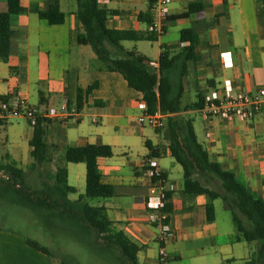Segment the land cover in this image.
<instances>
[{
	"label": "crops",
	"instance_id": "obj_1",
	"mask_svg": "<svg viewBox=\"0 0 264 264\" xmlns=\"http://www.w3.org/2000/svg\"><path fill=\"white\" fill-rule=\"evenodd\" d=\"M45 1L20 0V4L24 9L32 5L43 8ZM152 1L104 0L101 6L109 12L107 28L150 33L149 24L139 21V16L151 13ZM195 1L205 4L206 8L179 18L187 13L189 3ZM224 1L226 11L213 25L212 20L221 11ZM59 5L65 16L60 25H50L31 12L12 17L11 55L7 63L0 60V98L20 95L45 114L58 111L63 104L75 108L77 93L83 92L76 124H64L57 119L46 122L45 138L52 156L50 164L54 166L55 152L63 154L64 146L101 144L111 147L112 157L99 158L98 166L101 182L112 186L114 195L91 203L103 205L114 227L142 247L138 253L140 263L158 264L160 256L165 261L167 255L164 250L169 241L201 240L208 235L220 239L217 230L211 226L215 220L211 224L206 221V199L183 196V175L174 179L173 173L179 172V165L174 164L163 132L137 124L142 113L138 107L142 101L141 94L129 88L121 74L105 71L89 45L75 42L76 37L83 34L75 15L76 0H59ZM257 8L255 0H170L165 32L156 41L158 58L163 48L173 55L186 46L180 41L174 45L160 42L168 27L181 24H187L189 29L197 32L200 46H209L212 57L202 65L204 77L193 73V82H185V79L189 77L190 67H196L202 59L189 66L183 81L182 103L186 95L189 99L183 105L196 101L200 92L206 96L215 90L222 92L226 86L232 94L240 91L255 94L264 88V30L257 20ZM5 9L6 0H0V11ZM200 46L197 52L202 57L204 49ZM10 68H17L19 72L11 73ZM227 69L232 70L233 75L221 82L218 76ZM90 86L93 88L86 94L85 90ZM188 86L193 87L190 92ZM192 114L195 112L183 113V116L193 121L197 141L208 152L210 160L220 164L224 171L233 172L255 198L264 200V106L248 122H223L219 119L207 122L197 112L201 127L191 118ZM85 118L94 127L86 126ZM22 122L26 123L28 130L20 127ZM32 133L33 127L23 118L0 120V150L5 149V152H0V166L15 162L22 168L32 161L29 146ZM146 142L159 150L155 161L166 179L170 194L168 203L172 210L173 235L165 241H159V232L149 224V212L145 208L151 184L147 171L150 150ZM66 169L68 184L77 189L78 195L82 194L86 185L85 164L67 163ZM234 236H230L232 244L242 243L234 241ZM28 240L31 239L16 231L0 228V264H54L51 256L31 247ZM152 244L160 248L156 258L150 248ZM256 253L257 247L246 257V264L255 258ZM239 258L232 253L227 260L234 262ZM214 262L217 264L218 261L215 259Z\"/></svg>",
	"mask_w": 264,
	"mask_h": 264
},
{
	"label": "trees",
	"instance_id": "obj_2",
	"mask_svg": "<svg viewBox=\"0 0 264 264\" xmlns=\"http://www.w3.org/2000/svg\"><path fill=\"white\" fill-rule=\"evenodd\" d=\"M98 1L76 0L75 15L83 28V34L78 35L75 42L79 45H89L105 71L121 74L128 87L141 94L147 113L158 111L165 116L164 127L157 131L163 132L169 143L171 157L182 169L183 196L205 197L207 223L215 220L213 202L221 200L232 216L237 233L234 241L257 243L256 256L247 264H264V200L255 198L233 172L224 171L220 164L210 160L208 152L197 141L193 121L183 116V113L199 112L204 106L203 92L198 93L196 101L187 105L182 103L183 81L189 66L202 59L197 52L201 44L199 35L192 29H182L179 41L186 46L173 55L163 48L157 61L158 68L154 69L146 57L136 50H125L121 43L156 42L165 30L157 35L153 32L145 34L109 29L106 26L109 12ZM255 1L258 6L257 20L264 30V0ZM205 8L206 5L199 1L191 2L187 13L179 18H186ZM225 11L224 1L221 11L212 20L213 25L218 23ZM25 12L37 14L50 25H60L65 18L59 0H46L43 8L32 5L29 9H24L20 0H6L5 11H0V60L4 63H7L11 55L12 17ZM139 21L150 24V14L139 16ZM10 72L18 73L19 70L10 68ZM92 88L93 86L88 87L85 93ZM82 93H77L75 108L79 112ZM45 125V120L41 118L33 128L29 141L31 168L43 167L52 162L51 148L45 138ZM146 146L150 150L148 158L159 157V150L153 149L150 142H146ZM110 157L112 150L107 145L64 146L63 154L55 160L54 171L40 173L41 181L35 189L26 184L25 171L17 167L15 162H10L0 166V173L5 175V179H0V197L10 204L43 216L68 230L76 238L87 241L95 252L111 259L112 264H144L138 261V253L142 247L114 227L103 205L91 203L95 199H106L114 195V188L101 182L98 166L99 158ZM67 163H83L86 167L85 191L84 194L78 195L76 200L68 198L71 194H77V189L68 184ZM169 197L170 194L167 195L168 199ZM166 210L172 214L168 201ZM28 242L39 252L53 256L47 247L32 240ZM232 261L227 260L223 264H230ZM158 264H165L163 256H160Z\"/></svg>",
	"mask_w": 264,
	"mask_h": 264
},
{
	"label": "rangeland",
	"instance_id": "obj_3",
	"mask_svg": "<svg viewBox=\"0 0 264 264\" xmlns=\"http://www.w3.org/2000/svg\"><path fill=\"white\" fill-rule=\"evenodd\" d=\"M188 27L189 25L187 24L168 27L166 34L160 38V42L163 45H174L178 43L180 31ZM121 44L125 50L129 51L135 50V46H137L140 53H144L148 60L158 61L157 52L159 51V46L157 42H122ZM200 47L204 49L202 53V62H199L196 67H190V74L189 77L185 79V82H193V73H196L197 77H204L202 65L212 58L211 49L206 47L204 44ZM232 75V70H223L218 76V79L223 82L225 77H231ZM192 88V86H188L187 89L190 92ZM187 99H189V95L188 97L187 95L184 97L183 103H187ZM191 118H193L194 121L202 127L201 120L197 112L192 114ZM85 122L86 126L90 128L94 127V125L87 118H85ZM20 127L28 130L25 122H22ZM150 132L151 134H155L152 130H150ZM0 152H5V149L0 150ZM61 155L60 151H56L55 159L58 160ZM31 163L32 161L27 166H23L22 169L25 171L26 184L35 189L39 187L41 181L39 174L53 172L54 166L46 164L43 167L36 166L35 168H31ZM177 167L179 172L173 173L175 180V177L182 178L181 167ZM0 179H5L3 172L0 173ZM81 193L84 194V190H82ZM77 197L78 194H71L68 196L70 200H75ZM201 198L205 199V197L202 196ZM214 205L216 212L215 222L213 223L214 225L211 226L217 230V233L220 235V239H217L215 236L212 237L211 235H208L201 240L190 238L189 240L177 239V241H169L170 243H168L166 249L164 250L167 255V258H165V264H215V259L218 261L217 264H223L225 260L232 255V253L236 257L240 258L230 264H246V257L250 256L252 251L255 250L257 243L242 242L240 244H232L230 238L237 233L233 225L231 213L229 210L225 209L221 200H216ZM0 228L16 231L26 237H29L32 241L47 247L53 255L52 258L54 264H112L111 259L105 258L104 255L95 252L87 241L76 238L68 230H65L63 227L48 221L43 216L37 215L35 212L29 211L17 205L10 204L1 197ZM150 248L154 253V258H156L158 252L160 251L159 246L152 244ZM176 256L179 258H174Z\"/></svg>",
	"mask_w": 264,
	"mask_h": 264
},
{
	"label": "built area",
	"instance_id": "obj_4",
	"mask_svg": "<svg viewBox=\"0 0 264 264\" xmlns=\"http://www.w3.org/2000/svg\"><path fill=\"white\" fill-rule=\"evenodd\" d=\"M102 5L104 0H99ZM170 0H153L151 4V22L149 30L157 35L163 33L165 23L169 17ZM221 62L226 65L224 60ZM150 66L158 68V64L151 62ZM264 106V88L258 90L255 94H249L240 91L232 94L228 86L224 87L222 92L217 90L205 96L204 106L198 112L207 122L219 119L223 122H248L251 121ZM141 115L137 119L139 126H146L153 129H162L164 127L165 116L160 112L153 114L147 113L146 104L142 100L139 105ZM25 119L30 126L34 128L39 119L48 120L57 119L64 124H76L79 121V112L75 108H70L63 104L58 111L41 113L37 107L27 103L20 95H12L0 99V120L6 119ZM96 123V120H93ZM147 171L151 180L148 188V194L145 201V208L149 212L148 221L155 229L159 231V241H165L172 237L171 214L166 210L168 201V190L166 188V179L160 171L155 159H147Z\"/></svg>",
	"mask_w": 264,
	"mask_h": 264
}]
</instances>
